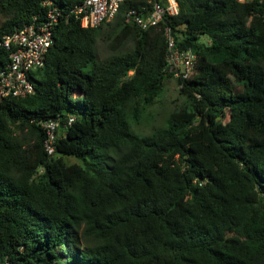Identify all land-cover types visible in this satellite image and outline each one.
Returning <instances> with one entry per match:
<instances>
[{
	"label": "trees",
	"instance_id": "trees-1",
	"mask_svg": "<svg viewBox=\"0 0 264 264\" xmlns=\"http://www.w3.org/2000/svg\"><path fill=\"white\" fill-rule=\"evenodd\" d=\"M42 1L0 0V42L44 20ZM52 1L64 15L81 0ZM155 1L125 0L96 28L61 19L34 93L4 99L0 264H264V1L176 0L157 27L127 21ZM103 26L133 48L99 60ZM167 27L195 68L176 79L186 103L141 134L173 76ZM8 56L0 45V71Z\"/></svg>",
	"mask_w": 264,
	"mask_h": 264
},
{
	"label": "built area",
	"instance_id": "built-area-1",
	"mask_svg": "<svg viewBox=\"0 0 264 264\" xmlns=\"http://www.w3.org/2000/svg\"><path fill=\"white\" fill-rule=\"evenodd\" d=\"M125 0H81L63 15L60 7L52 0H43L42 6L46 9L45 18L38 21L37 17L16 29L12 34L5 36L0 45L9 51V62L0 71V106L8 97H24L34 93V88L29 80L31 72L44 67L46 55L52 45L53 27L61 20L72 16L83 28H96L101 24L114 19L120 5ZM243 1V0H240ZM264 1V0H263ZM178 13L176 0H165L164 4L153 2L145 13L135 10L126 13L127 21L133 23L142 30L157 27L163 17ZM171 30L164 29L167 40L166 63L168 72L175 79L188 78L195 68L196 55L191 49L181 51L176 48ZM74 118H68L70 126ZM59 121L48 120L40 123L46 135L43 146L48 154L54 151L53 144L56 140V132Z\"/></svg>",
	"mask_w": 264,
	"mask_h": 264
},
{
	"label": "rangeland",
	"instance_id": "rangeland-1",
	"mask_svg": "<svg viewBox=\"0 0 264 264\" xmlns=\"http://www.w3.org/2000/svg\"><path fill=\"white\" fill-rule=\"evenodd\" d=\"M3 21L4 18L0 16V24ZM111 22L112 21H110L109 24H111ZM106 30L110 31L108 27L103 26L102 34L96 43V52L99 60H103L115 54L130 51L133 48V43L130 40H127L123 46L113 49L110 45H114L112 40L105 37ZM203 41L206 43L208 42L206 38H203ZM184 103H186V99L179 94L176 79L173 77L168 78L164 83L160 96L154 105L150 107L149 115L143 118L137 127L133 126V129L141 134L149 133L153 128L163 125L166 116L170 112L177 110ZM66 160L68 163L76 162L73 158H67Z\"/></svg>",
	"mask_w": 264,
	"mask_h": 264
}]
</instances>
